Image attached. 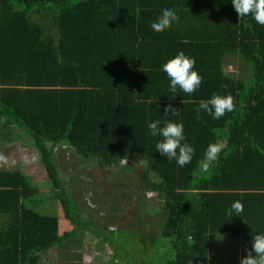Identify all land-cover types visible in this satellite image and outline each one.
<instances>
[{"label":"trees","instance_id":"16d2710c","mask_svg":"<svg viewBox=\"0 0 264 264\" xmlns=\"http://www.w3.org/2000/svg\"><path fill=\"white\" fill-rule=\"evenodd\" d=\"M164 6L178 19L155 32L150 22ZM43 14L55 18L56 38L38 20ZM178 51L195 58L203 79L192 94L171 97L161 65ZM214 93L233 98L219 120L199 108ZM167 105L177 112L165 113ZM164 119L182 123L195 149L183 168L149 135L148 123ZM22 129L51 194L43 197L20 170L0 168V264H50L49 251L81 231L122 254L123 264H218L217 240L239 245L243 257L252 235L264 232V26L239 18L231 0H0L1 139L21 138ZM210 143L222 151L204 172ZM61 145L103 168L144 163L141 186L162 196L165 214L152 245L143 243L150 234L139 235L143 246L114 243L105 224L98 232L79 213L56 164ZM45 198L58 201L69 229L38 210ZM235 201L242 213L227 215Z\"/></svg>","mask_w":264,"mask_h":264},{"label":"rangeland","instance_id":"374dc122","mask_svg":"<svg viewBox=\"0 0 264 264\" xmlns=\"http://www.w3.org/2000/svg\"><path fill=\"white\" fill-rule=\"evenodd\" d=\"M39 16L38 20L56 38L55 18L44 14ZM225 69L234 74L239 71L238 66H226ZM21 131L25 136L8 142L7 139H1L2 132L0 130V168L20 170L36 183L41 195L47 197L51 194V184L48 181L45 168L39 160L38 152L31 146L33 140L23 129ZM21 131L19 130L16 133V130H14L19 135H21ZM55 159L61 172L60 178L64 181L65 188L72 197L74 206L77 209H82L78 211L83 217L94 220L97 228H100L97 230L98 232H102L104 229L99 224H105L109 230H104V234L114 243L121 244L135 241V244H141V246H143V243L153 244V234L160 231L165 220L163 198L158 193L143 190L140 175L144 163L141 160L137 158L124 159L120 161L118 169L103 168L94 162L77 159L72 150L65 145L56 147ZM38 210L43 214H57L60 216V231L70 228L69 223L62 216V210L57 200L45 198L44 203ZM134 224L138 225L136 229ZM113 225L115 227L110 228ZM121 227L130 228L132 231L121 229ZM143 234H150V238L143 240L142 243L139 235ZM92 236L88 231H81L73 236L71 240L57 245L56 248L49 251L52 260L50 264H71L70 248L75 249L76 256H78L77 251H80L82 257L79 262L83 264L106 263L102 252H98L102 250L98 246L103 244L99 243L98 240L96 242V239ZM92 246L96 248V252ZM105 247V252L117 258H122L123 255H115L109 245L106 244ZM124 248L132 251L134 246L133 244L124 245ZM139 249L143 250V247H139ZM145 249L146 254L154 251V248L152 249L149 246H146ZM212 249V253L217 255L218 264H240L242 251L239 245H234L229 240H217ZM94 252L95 254H93ZM91 258H93L92 262ZM106 260H109L108 257ZM110 264H123V262L121 259H117Z\"/></svg>","mask_w":264,"mask_h":264},{"label":"clouds","instance_id":"9594fccd","mask_svg":"<svg viewBox=\"0 0 264 264\" xmlns=\"http://www.w3.org/2000/svg\"><path fill=\"white\" fill-rule=\"evenodd\" d=\"M231 3L239 18L250 16L256 23L264 26V0H231ZM177 19L176 11L170 6H164L155 20L150 22V28L160 32L170 27ZM161 71L166 73L169 80V91L173 94L171 97H175L178 90L192 94L200 87L203 79L195 70V58L187 56L183 51H178L162 63ZM199 108L208 113L213 120H219L226 112L233 110V98L231 94L214 93L209 99L201 100ZM164 111L165 113L171 111L172 114L177 112L172 105L165 106ZM147 127L150 136L160 138L156 141L155 150L169 162L174 160L181 168L191 163L195 149L186 141L182 123L167 119L153 120ZM221 151L220 145L210 143L203 154L205 163L201 171L206 172L209 165L218 160ZM242 211L243 205L239 201L233 202L225 210L227 215L235 216H240ZM246 251L247 255L241 258L240 264H264V232L252 235L251 249Z\"/></svg>","mask_w":264,"mask_h":264},{"label":"crops","instance_id":"0c3cea01","mask_svg":"<svg viewBox=\"0 0 264 264\" xmlns=\"http://www.w3.org/2000/svg\"><path fill=\"white\" fill-rule=\"evenodd\" d=\"M60 220H61V217H60V219H59V224H60ZM94 238V237H93ZM96 242H97V239H96ZM99 243H102V242H100V241H98ZM95 246H96V244H95ZM92 248H93V250L95 251V249L96 248H94L93 246H92ZM98 248H100V249H102V250H100V251H98V252H102V255H103V259H104V261L106 262V263H103V264H110L112 261H116L117 259L118 260H120L119 258H115L114 256H112L111 254H109V253H107V252H105V245L103 246H98ZM69 250V249H68ZM70 252H71V255H72V262H71V264L73 263V264H75V263H80V264H83V263H81V262H79V260L81 259V255H80V251L78 250L77 252H78V256H76L77 254H75L74 252H75V249H71L70 248V250H69ZM96 252V251H95ZM95 252L93 253V254H95ZM111 255V256H109V255ZM108 257V259L109 260H106V258ZM73 258H75V259H73ZM85 259L83 258V261H84ZM87 260V259H86ZM93 261V258H91V262ZM107 261H109V262H107ZM59 264H63V263H59ZM125 264V263H124Z\"/></svg>","mask_w":264,"mask_h":264}]
</instances>
